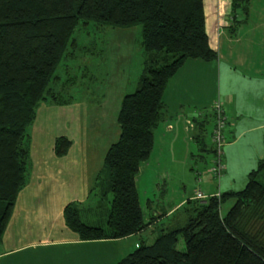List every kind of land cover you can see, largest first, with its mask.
<instances>
[{
  "label": "trees",
  "instance_id": "1",
  "mask_svg": "<svg viewBox=\"0 0 264 264\" xmlns=\"http://www.w3.org/2000/svg\"><path fill=\"white\" fill-rule=\"evenodd\" d=\"M248 2L231 0L232 10L247 12ZM233 24L231 34L238 22ZM89 25L139 26L143 69L137 88L120 102L119 137L96 176L93 204L68 203L65 223L81 240L92 241L139 234L153 220L158 222L156 210L146 221L141 208L140 166L153 151L155 131L167 119L163 94L169 80L187 60L210 62L218 57L209 44L204 0H0V242L28 181L37 110L42 103L61 106L75 100L72 91L79 78L63 77L59 67L76 56L75 31ZM89 47L88 55L93 54ZM195 121L191 139L199 151L196 156L214 154L215 167L220 155L213 139V144L206 142L209 119ZM71 144L67 136H57L54 154L65 155ZM247 179L241 191L188 198L169 215L181 211L180 217L151 244L139 243L114 264H264V156ZM230 198L234 204L220 216V205ZM179 236L182 250L176 247Z\"/></svg>",
  "mask_w": 264,
  "mask_h": 264
},
{
  "label": "crops",
  "instance_id": "2",
  "mask_svg": "<svg viewBox=\"0 0 264 264\" xmlns=\"http://www.w3.org/2000/svg\"><path fill=\"white\" fill-rule=\"evenodd\" d=\"M204 12L209 44L218 57L210 62L187 60L169 80L163 94L167 119L155 131L148 160L155 153L159 164L161 157L155 151L156 146L169 144L171 149V142L176 143V134L169 138L170 132L175 131L169 119L184 117L185 129L187 120L194 122V129L188 130L193 133L197 130L195 120L210 119L202 109L206 106L212 109L220 101L226 116L219 152L221 175L216 176L211 169L196 172L200 187L194 189L210 196L241 191L248 174L264 156V0H249L247 12L241 8L233 11L231 0H204ZM236 22L238 26L231 34ZM120 30L125 38L131 34L125 33L129 28ZM119 58L116 61L121 65L122 56ZM110 73L114 75L111 83L121 85L115 83L117 73ZM105 74V87L96 97L75 98L61 106L44 103L39 106L31 127L28 181L17 195L3 233L0 264H113L139 244L137 235L142 232L119 239L81 240L67 227L63 215L70 202L93 204L96 176L108 148L119 137L117 114L124 93L114 94L112 85L109 94L108 72ZM169 124L171 130L167 129ZM60 135L67 136L72 144L59 157L54 154L53 143ZM172 152L170 160L176 157ZM215 159L214 154L210 155L211 167ZM148 160L140 166V177L147 173L146 165L155 168L148 169L150 176L158 168ZM188 198L182 196L170 208L154 212L157 221L159 215L169 216ZM229 200L228 209L221 213ZM234 201L230 198L220 205V216L227 213ZM154 223L155 220L150 222L145 230Z\"/></svg>",
  "mask_w": 264,
  "mask_h": 264
},
{
  "label": "rangeland",
  "instance_id": "3",
  "mask_svg": "<svg viewBox=\"0 0 264 264\" xmlns=\"http://www.w3.org/2000/svg\"><path fill=\"white\" fill-rule=\"evenodd\" d=\"M126 31L125 33H131L130 36L126 38L123 37L124 33L119 28L101 27L98 29L95 25H89L86 28L80 27L75 31L74 36L78 38V48L75 52L76 56L73 59L63 60L59 67V71L62 73L63 77L65 74V78L68 75L78 76L79 80L72 91L75 98L85 100L89 95L96 97L97 94H100L103 87H105L103 81L106 78V72H108L109 77V94L110 88L114 85L111 83L114 75L110 72L117 73V82L115 83L121 82L119 86L117 84L114 85V94L116 92L118 94L121 92L125 94L137 88L138 79L143 69L142 62L144 59L140 43V27L133 26ZM87 46H90V51H93V54L88 55L86 50ZM80 47H84L85 51ZM121 56L122 59L120 61L122 66L116 61V59H120L119 57ZM92 75L97 78L98 82L93 79L91 81ZM202 110L204 113H207L210 118L206 126V142L210 145L214 120L210 116L212 114V109L210 106H206ZM178 116L179 115L174 116L171 120L169 119L175 128V131L172 130L170 132L171 135H169V138L174 137L173 135L176 134L177 136L174 138L176 143L174 141L171 142V149L169 144L156 146L155 151H157V154L161 157L160 163L156 164L155 153L151 160L148 161L149 163L150 161L153 162L158 168L155 172L151 170L154 174L150 176V170L148 171V169L155 168H151V165L149 168L146 165L144 170L147 173L139 177L138 190L145 219H148L155 210L161 211L162 209L166 210L170 208L177 203L182 196L188 198L192 195L194 189L200 187V182L196 179V172L207 171L211 167L210 154L205 155L204 160H200V158L196 156L199 151L196 143L191 140V131L184 128V117L179 118ZM167 139L168 138H165V140ZM173 145H176V147L173 148ZM171 151H173V157L176 155L173 160H170L171 156L169 153ZM190 155L194 156L191 157ZM166 171L169 173L168 175L165 173ZM215 179L217 181V178ZM148 199H151L152 202H148ZM230 202L231 200L222 206L221 213H225ZM89 205L92 204L89 203ZM180 213L181 211L177 215H172L170 217L160 215V217H158V222L154 223L151 228L143 231L141 235H137V237H140L138 243L151 244L169 222L180 217ZM83 218L87 221L86 215H84ZM94 224L99 223L95 222ZM101 224L103 225L104 223ZM176 247L180 250L184 248V240L181 236L178 238ZM133 248L134 247H132L129 252H131ZM126 254H128V252L123 253L121 257L126 256ZM92 255L93 253H91L90 256ZM121 257H118V260ZM115 262L117 261H114V263Z\"/></svg>",
  "mask_w": 264,
  "mask_h": 264
},
{
  "label": "built area",
  "instance_id": "4",
  "mask_svg": "<svg viewBox=\"0 0 264 264\" xmlns=\"http://www.w3.org/2000/svg\"><path fill=\"white\" fill-rule=\"evenodd\" d=\"M213 110L215 111V129L213 132V141L217 144L218 147V151H221V147L223 144V127L226 124V116L224 115V111L223 108L221 106L220 101H216L215 104L213 105ZM187 130H191L194 127V124L192 121L187 120ZM167 129L171 130L172 129V125L169 124L167 125ZM223 166L220 162H218V164L215 167H212V171L217 175L220 176L221 175V170H222ZM217 196H219V193L215 194ZM195 199H199V200H204L207 198V195L203 194L200 190H196L194 192V195L192 196Z\"/></svg>",
  "mask_w": 264,
  "mask_h": 264
}]
</instances>
